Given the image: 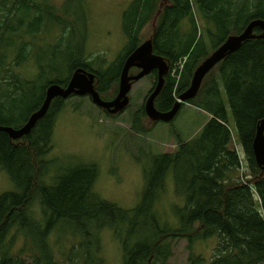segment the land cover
I'll return each instance as SVG.
<instances>
[{"label": "trees", "instance_id": "trees-1", "mask_svg": "<svg viewBox=\"0 0 264 264\" xmlns=\"http://www.w3.org/2000/svg\"><path fill=\"white\" fill-rule=\"evenodd\" d=\"M64 2H75L84 12L82 0H0V125L23 126L43 104L48 85H67L81 66L96 73L101 96L114 99L125 59L142 44L143 33L153 21L155 52L171 66L156 106L169 111L189 88L197 67L229 35L242 32L252 19H264V0H132L123 14L125 51L129 50L114 64L94 69L83 59L88 34L65 17ZM55 27L58 30L52 32ZM44 33L54 39L47 43L44 62H37V74L30 77L23 68L32 47L46 38ZM180 61L183 67L175 71ZM153 74L157 77V72ZM64 101L56 98L47 115L21 139L0 131V167L19 188L0 196V264H61L49 241L61 223L76 227L84 240L91 239L79 246L85 250L95 245L100 251L99 232L112 229L123 246V264H169L175 241L181 238L188 240L190 263L206 264L195 243L213 237L217 247L209 264H264V172L253 150L258 123L264 118V39L245 41L206 76L199 94L188 103L212 118L193 139L183 140L176 152L154 156V165L146 172L143 200L134 209H123L94 192L98 178L94 165L71 168L57 178L55 186L44 183ZM228 104L249 161L247 174L232 145ZM146 118L150 119L144 104L134 115V131H150L143 125ZM169 176L185 201L177 210L176 227L163 223L157 209ZM37 197L42 219L34 217ZM17 239L25 243L20 251H15ZM92 262L104 264L100 254L86 256L84 264Z\"/></svg>", "mask_w": 264, "mask_h": 264}, {"label": "rangeland", "instance_id": "rangeland-1", "mask_svg": "<svg viewBox=\"0 0 264 264\" xmlns=\"http://www.w3.org/2000/svg\"><path fill=\"white\" fill-rule=\"evenodd\" d=\"M131 2L132 0H82L84 12H81L75 2H64L67 7L65 17L75 21L77 29L82 31L83 35L88 34L87 51L83 59L91 63L94 69L114 64L125 57L129 50L127 47L125 51L127 37L123 30V14ZM155 25L156 22L153 21L147 26L142 42L153 35ZM200 25L203 23L200 22ZM51 30L56 32L58 27ZM44 35L46 38H40L37 41L38 46L35 44V47H32V54L27 60L29 62L23 68V72L30 77L37 74V62H44L42 57L46 52L47 43L54 39L53 36H47L48 33ZM203 37L210 43L208 35L204 32ZM70 40H73V35H70ZM52 63L53 59L50 64ZM182 67L183 61H180L175 71ZM137 72L136 68L131 70L132 74ZM156 81L157 77L151 73L136 82L130 92V107L116 116L105 113L90 96L65 99L56 119L54 149L47 158L50 165L46 169L44 183L47 186H55L57 178L65 175L71 168L94 165L98 170L94 192L101 199L123 209H134L140 205L147 185L146 172L154 165V156L176 152L183 140L193 139L202 130V125L208 118L206 111L188 103L174 120L154 124L151 119L146 118L143 125L149 127L150 131L141 134L134 131V115L145 104ZM228 111L230 126L234 131L232 145L240 154L242 170L247 174L250 171L249 161L239 142L235 118L229 104ZM18 190L8 172L0 167V196ZM184 203L183 196L176 190L174 177L169 176L157 204L162 222L171 227L178 226L177 210ZM33 211L35 218H43V209L38 197L33 202ZM76 229L61 223L51 232L49 241L61 264H84L86 256L90 259L99 254L104 264H123V246L112 229L106 228L99 232L100 251L95 245L87 250L79 248L83 243L87 245L91 239L84 240ZM16 243L15 251H20L25 245L24 240L17 239ZM216 247L217 237L198 240L195 243L197 254L205 258L206 264L211 262ZM189 255L188 240L178 239L175 241L174 254L169 264H191Z\"/></svg>", "mask_w": 264, "mask_h": 264}, {"label": "water", "instance_id": "water-1", "mask_svg": "<svg viewBox=\"0 0 264 264\" xmlns=\"http://www.w3.org/2000/svg\"><path fill=\"white\" fill-rule=\"evenodd\" d=\"M256 28H260L261 32L257 33ZM249 39H264V19H252L242 32L229 35L225 42L197 67L189 88L179 95L169 111H161L156 106V99L165 87L166 76L170 73L171 66L165 57L155 52L153 38L150 37L126 57L120 75L118 94L114 99H104L96 87V73L81 66L74 70L67 85L54 82L48 85L43 104L31 114L23 126L16 128L0 125V131L7 132L13 139H21L29 135L38 122L47 115L56 98L67 99L72 95L90 96L97 106L109 114H121L126 111L131 103L130 92L134 84L154 71H157L158 79L145 101L146 113L153 122L172 121L180 112L183 104H188V101L197 97L206 76L227 56L238 51L243 43ZM134 68L140 71L137 74H132L131 70ZM253 150L255 160L264 172V118L258 123Z\"/></svg>", "mask_w": 264, "mask_h": 264}, {"label": "crops", "instance_id": "crops-1", "mask_svg": "<svg viewBox=\"0 0 264 264\" xmlns=\"http://www.w3.org/2000/svg\"><path fill=\"white\" fill-rule=\"evenodd\" d=\"M207 115H208V118H207L206 122L204 123V125L212 118V115H210V114H207ZM204 125H202V126H204Z\"/></svg>", "mask_w": 264, "mask_h": 264}, {"label": "flooded vegetation", "instance_id": "flooded-vegetation-1", "mask_svg": "<svg viewBox=\"0 0 264 264\" xmlns=\"http://www.w3.org/2000/svg\"><path fill=\"white\" fill-rule=\"evenodd\" d=\"M139 71H140V70H139ZM139 71H138V72H139ZM154 72H157V71H154ZM154 72H153V73H154ZM157 74H158V73H157ZM157 76H158V75H157Z\"/></svg>", "mask_w": 264, "mask_h": 264}]
</instances>
